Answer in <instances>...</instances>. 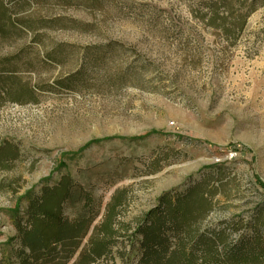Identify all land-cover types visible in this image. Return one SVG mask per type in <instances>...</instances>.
<instances>
[{
	"label": "rangeland",
	"instance_id": "374dc122",
	"mask_svg": "<svg viewBox=\"0 0 264 264\" xmlns=\"http://www.w3.org/2000/svg\"><path fill=\"white\" fill-rule=\"evenodd\" d=\"M214 2L0 0V264H19L22 198L64 176L71 219L85 194L95 223L123 195L94 264H138L137 226L202 179L211 212L189 230L251 233L264 206V5L230 16ZM256 222L264 231V211Z\"/></svg>",
	"mask_w": 264,
	"mask_h": 264
},
{
	"label": "trees",
	"instance_id": "16d2710c",
	"mask_svg": "<svg viewBox=\"0 0 264 264\" xmlns=\"http://www.w3.org/2000/svg\"><path fill=\"white\" fill-rule=\"evenodd\" d=\"M214 1L208 4L211 10ZM218 1L221 7L229 8L230 16L240 8L245 7L250 14L258 3L264 5V0ZM4 18L7 19L6 16ZM241 28L239 30L242 31ZM233 31L235 27L231 26L229 36ZM107 48L109 46L98 49ZM92 49H87L85 59ZM49 58L52 59L51 56ZM58 85L63 89L66 87L64 82ZM6 89V84L1 85V91ZM27 89L31 95L32 90ZM7 100L13 103L33 102L32 98ZM7 151L11 160L17 158L14 146H9ZM72 190L71 179L64 176L55 185L43 187L37 197L22 198L27 201L23 211L25 219L15 222L17 234L13 239L19 243V264H94L110 255L114 245L112 225L115 223V208L123 204V195H116L95 223L100 209L99 205L96 208L92 206L90 193L84 195L85 215L72 219L64 215L63 209L72 197ZM79 193L82 196V192ZM212 197L213 192L206 179L190 184L175 196L163 195L158 206L145 216L134 233L135 237H140L138 264H264V231L256 222L264 206L255 213L254 222L250 224L251 233L240 236L235 242L230 240L231 233L225 229L189 230L191 224L204 220L211 212ZM18 208L16 212H19ZM96 234L100 236L98 240L94 239Z\"/></svg>",
	"mask_w": 264,
	"mask_h": 264
}]
</instances>
